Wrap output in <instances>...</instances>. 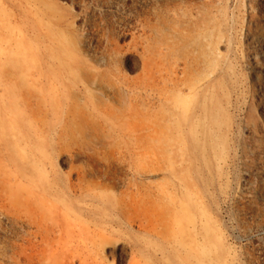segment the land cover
Wrapping results in <instances>:
<instances>
[{
	"label": "rangeland",
	"instance_id": "374dc122",
	"mask_svg": "<svg viewBox=\"0 0 264 264\" xmlns=\"http://www.w3.org/2000/svg\"><path fill=\"white\" fill-rule=\"evenodd\" d=\"M0 264H264V0H0Z\"/></svg>",
	"mask_w": 264,
	"mask_h": 264
},
{
	"label": "bare ground",
	"instance_id": "6f19581e",
	"mask_svg": "<svg viewBox=\"0 0 264 264\" xmlns=\"http://www.w3.org/2000/svg\"><path fill=\"white\" fill-rule=\"evenodd\" d=\"M175 95H177V93L175 94ZM177 97V96H176ZM174 98H175V96H174ZM168 101H172V100H168ZM172 103H173V101H172ZM183 167V166H182ZM172 171H175V173H176V175L181 179V180H183L182 179V177L183 176H181V175H184L185 174V172H183V170H185V168H182L181 170H179V168H178V170H177V167L176 168H173V169H171ZM188 202H189V200H188ZM187 202V203H188ZM196 212H197V209L195 210ZM185 217H189V214H185Z\"/></svg>",
	"mask_w": 264,
	"mask_h": 264
}]
</instances>
